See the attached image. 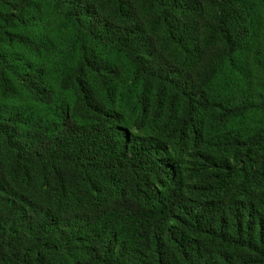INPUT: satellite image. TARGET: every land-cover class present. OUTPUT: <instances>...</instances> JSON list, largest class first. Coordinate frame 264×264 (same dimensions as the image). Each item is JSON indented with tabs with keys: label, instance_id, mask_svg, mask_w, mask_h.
Returning a JSON list of instances; mask_svg holds the SVG:
<instances>
[{
	"label": "trees",
	"instance_id": "trees-1",
	"mask_svg": "<svg viewBox=\"0 0 264 264\" xmlns=\"http://www.w3.org/2000/svg\"><path fill=\"white\" fill-rule=\"evenodd\" d=\"M0 264H264V0H0Z\"/></svg>",
	"mask_w": 264,
	"mask_h": 264
}]
</instances>
